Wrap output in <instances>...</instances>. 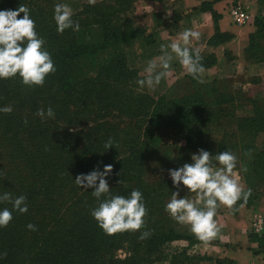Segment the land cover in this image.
Instances as JSON below:
<instances>
[{"label": "trees", "instance_id": "1", "mask_svg": "<svg viewBox=\"0 0 264 264\" xmlns=\"http://www.w3.org/2000/svg\"><path fill=\"white\" fill-rule=\"evenodd\" d=\"M58 3L0 0V10H16L20 5L30 9L36 32L56 67L43 86L28 87L19 75L0 79V108L13 109L10 114L0 112V195L25 196L28 206L21 214L11 203H0V210L8 208L13 214L11 223L0 228V264H155L168 256L163 250L169 242L198 241L180 232L165 211L176 191L172 180L151 175L163 170L158 162L167 146L158 141L168 134L184 136V151L202 148L212 155L235 154L247 169L242 175L245 191L251 189L247 203L241 199L237 205L249 207L258 201L264 193V147L258 152L254 148L257 135L264 133V103L252 101L253 116L238 118L236 109L245 97L223 91L216 81L191 80L189 74L185 76L191 86L188 93L177 98L150 95L138 85L139 73L130 66V54L119 50L141 34L130 18L123 17L134 0L83 4L72 16L79 31L67 29L63 34L57 32L54 20ZM209 6L202 3L199 9ZM253 23L256 31L249 35L245 55L264 63L260 46L264 17H255ZM229 39L216 29L208 43ZM202 57L205 69L215 66L213 54ZM49 107L54 119L36 114ZM214 121L224 125L218 143L206 141L203 135L204 127ZM109 139L113 147L106 149ZM105 165L113 168L106 177L112 196L129 197L132 190L143 194L148 214L140 231L109 236L91 215L100 201L92 195L93 189L81 188L75 178L97 168L103 171ZM29 224L36 230H29ZM145 231L149 237L140 239ZM249 241L264 253V234L251 233ZM205 259L210 260L190 257L182 249L171 254L170 262L196 264Z\"/></svg>", "mask_w": 264, "mask_h": 264}, {"label": "clouds", "instance_id": "2", "mask_svg": "<svg viewBox=\"0 0 264 264\" xmlns=\"http://www.w3.org/2000/svg\"><path fill=\"white\" fill-rule=\"evenodd\" d=\"M95 5L97 0H88ZM23 16L20 17V14ZM71 7L64 3L54 6V20L57 32L63 34L67 29L79 31L80 25L72 19ZM20 17V18H18ZM200 32L187 29L180 34L179 41L161 46L162 54L149 61L145 79L139 80L141 88L154 91L162 79L170 75L174 58L194 79L202 82L205 68L201 63L203 57L199 50L191 44L200 39ZM45 41L36 32L35 21L30 16V9L20 5L16 10H0V79H10L17 75L28 87L43 86L45 78L56 71L50 53L44 48ZM11 106L0 108V112L10 114ZM42 119L55 118L51 107L38 110L36 113ZM113 147L109 139L105 148ZM192 163H185L178 169H170L169 176L173 187L171 199L165 206V211L180 225L189 226L191 233L205 246L216 240L221 232L215 217L221 206L229 211L237 210L235 206L243 199L247 203L251 189L244 190L236 173L238 158L230 151L210 154L199 149L198 154H192ZM218 165V167H217ZM112 165H105L103 171L98 168L88 174H79L75 183L83 189H93L92 195L100 201L98 207L91 211L98 226L105 234L112 236L124 232H138L145 225L148 210L143 202V194L132 190L129 197L110 194L106 177L112 173ZM246 171V168H242ZM186 190L195 194L194 199L181 197L180 191ZM101 197H104L101 200ZM11 203L12 209L21 214L27 213L28 206L25 196L13 198L10 193L0 195V203ZM13 220L12 210H0V228L7 227ZM29 230L35 231L36 226L29 224ZM149 232H141L140 239H146ZM6 256L7 253H3Z\"/></svg>", "mask_w": 264, "mask_h": 264}, {"label": "crops", "instance_id": "3", "mask_svg": "<svg viewBox=\"0 0 264 264\" xmlns=\"http://www.w3.org/2000/svg\"><path fill=\"white\" fill-rule=\"evenodd\" d=\"M236 0H134L130 19L133 29L141 32L127 43L121 44L119 50L130 53L137 61L143 65L142 77L145 79L147 73L145 69L149 61L162 54L161 46L170 45L173 42H180L179 37L187 29L200 32L198 41L194 40L191 44L193 49L199 50L201 55L213 54L216 65L205 69L206 74L221 73L224 66L233 67V76L230 79L241 82L245 100L240 102L236 109L238 118L253 116L252 101L264 103V63L248 60L245 49L248 45L249 35L255 33L254 16L264 17V8L256 0H238L247 5L251 12L250 20L244 26H236L232 23L229 11ZM202 3H210V8L200 10ZM220 34L230 36L228 41L216 45H210L209 40L215 35V31ZM227 57H231L228 61ZM178 59L172 62L176 66L171 67L169 84L164 88L169 89L172 81L186 75V70L179 73ZM212 78V79H213ZM209 80V81H212ZM163 81V79L161 80ZM171 81V82H170ZM233 83V82H232ZM160 83L156 88L161 93ZM264 147V133H259L255 139L254 151L258 152ZM240 183L245 189L242 175H238ZM252 212H264V208L259 206L247 208L244 205L238 206L234 212L221 206L217 210L215 217L221 232L216 240L210 245H201L200 251L210 260H201L196 264H217L216 260H225L223 264H250L264 256L257 243L249 241V226ZM222 243V245H221ZM177 249V247H175ZM173 253V252H172ZM171 254L165 259L155 264H171Z\"/></svg>", "mask_w": 264, "mask_h": 264}, {"label": "rangeland", "instance_id": "4", "mask_svg": "<svg viewBox=\"0 0 264 264\" xmlns=\"http://www.w3.org/2000/svg\"><path fill=\"white\" fill-rule=\"evenodd\" d=\"M56 1L69 5L73 11V14L80 11L82 9L83 4H89L88 0H56ZM100 1H102V0H97V2H100ZM256 1L261 6V8H264V4L262 2H260L261 0H256ZM234 4H240L241 6L245 7L247 9V11L249 12L250 17H251V12H250V9L247 5H245L244 3H242L241 1H238V0L234 1V3H232V5H234ZM132 7H133V5L131 6L128 13L123 15L124 19L130 17L129 13L130 14L132 13V11H131ZM257 16H260V15L257 14L254 16V18ZM260 46L262 48V52H263V56H264V39L261 40ZM227 59H228V61H230L231 57H227ZM130 60H131L130 66L138 70L140 80L144 79L142 77V71H143L144 67L141 64V61H137L131 55H130ZM176 63L179 65L178 68L176 69V71L179 73L182 70L180 68L181 64L178 61ZM227 63L230 64V62H227ZM171 64H172V66H176V64L174 62H171ZM229 64H227V66H224L223 68H221L222 71H221V73H218L219 77H217V79H214L215 74L204 73L203 76L201 77L202 82H200L197 79H194L193 77L191 80L194 79L197 82H200L203 84L204 83H210L212 81H216V83L219 85V88L222 89L223 91L234 92L236 94V96L245 97L241 82H239L238 80L234 81L235 80L234 78H233V80L230 79L231 76H233V67H231V65H233V64H231V65H229ZM182 71H184V70H182ZM186 75H188L187 72H186ZM185 76L184 77L180 76L179 78L172 81V86L169 89L164 88L167 84H169V78L167 77V78L163 79V81H161V84L163 85L162 90L165 91V93L159 92V90L157 88H155L154 91L149 90L146 87H144L142 89H144L147 93H149L150 95H153V96L164 95L168 98H177V97L181 96L182 94L188 93L191 89L190 88L191 86L187 85V84H189V80L186 79ZM189 76H191V75H189ZM211 79H212V81H209ZM191 80H190V83H191ZM239 101L241 102L242 100H239ZM223 132H224V125L222 122H217V121L211 122L209 125L205 126L203 129L204 139L206 141L218 143L222 138ZM236 137L239 138L240 136L239 137L236 136ZM158 142L162 146H167V152L165 155H161L162 157L160 159H162V160H160V162H158V165L163 167V170L161 172H152L151 173V175L154 179H156L158 177H162V178H166L168 180H171V178L169 176V170L170 169H178V168L182 167L185 163H192V160H191L192 154H194V153L198 154V151H196V152L190 151L189 152V151H184L182 149L184 147V136L180 133H175L172 135L168 134V135L164 136ZM217 167H218V165H217ZM235 171H236L237 175H243V170H242V166L240 165L239 159H238L237 168ZM247 174H248V172H247ZM244 190H246V184H245ZM176 191H177V189H176ZM180 196L181 197L186 196L189 199L195 198V194L188 193L186 190H181ZM238 206L239 205H236L235 208L237 209ZM256 206H259L260 208L261 207L264 208V193L262 196H260L258 201H255L252 206H249L247 208H252V207H256ZM258 215H260L264 219V212L263 213L262 212H252L251 213V216L249 218V219H251V221H250V226H249V231H248L250 234L251 233L256 234L252 230V222H253L254 218ZM176 226L180 232H184L185 234H188V236L194 237V235L190 231L189 226L180 225L178 223L176 224ZM263 234H264V228H263V231H260L258 233V235H263ZM216 242H220V241L216 240ZM201 245H204V244H202L201 242L199 243L198 241H193V242L173 241V242H169L167 245H165V247H164L165 250H163V253L165 255H169V254H172V252H178V251L184 249V250H186V254L190 257L199 256V257L208 258L206 255H203V253L200 251ZM221 245H222V243H221ZM257 246H258V244H257ZM175 247H177V249H175ZM117 255H119L118 257L121 259L124 258V254L121 252H118ZM250 264H264V256H262V258L258 259L257 261L251 262Z\"/></svg>", "mask_w": 264, "mask_h": 264}, {"label": "built area", "instance_id": "5", "mask_svg": "<svg viewBox=\"0 0 264 264\" xmlns=\"http://www.w3.org/2000/svg\"><path fill=\"white\" fill-rule=\"evenodd\" d=\"M232 23L236 26L245 25L249 19L250 14L247 9L240 4H234L231 6L229 11ZM264 228V219L258 215L254 218L252 222V230L254 233L258 234L260 231H263Z\"/></svg>", "mask_w": 264, "mask_h": 264}]
</instances>
